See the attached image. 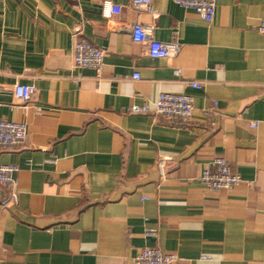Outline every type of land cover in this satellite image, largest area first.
Masks as SVG:
<instances>
[{"label":"crops","instance_id":"obj_1","mask_svg":"<svg viewBox=\"0 0 264 264\" xmlns=\"http://www.w3.org/2000/svg\"><path fill=\"white\" fill-rule=\"evenodd\" d=\"M131 1L0 0V119L27 133L0 152L17 192L3 205L0 185V264H129L147 247L176 264H264V0H216L210 23ZM137 23L176 53L149 57ZM78 38L105 52L100 71L75 67ZM16 84L35 89L25 106ZM161 93L192 98L189 124L155 113ZM215 158L241 182L207 189Z\"/></svg>","mask_w":264,"mask_h":264},{"label":"built area","instance_id":"obj_2","mask_svg":"<svg viewBox=\"0 0 264 264\" xmlns=\"http://www.w3.org/2000/svg\"><path fill=\"white\" fill-rule=\"evenodd\" d=\"M179 7L193 11L199 19L210 23L215 15L216 0H173ZM152 0H132L131 5L137 10H150ZM120 8L110 6L108 16L117 15ZM131 37L134 43L144 45L146 54L151 58L169 59L176 53V48L170 45L157 42L151 38V27L142 24L131 25ZM257 31L264 37V19L260 21ZM105 52L83 38H78L74 44V65L76 68L91 69L100 71ZM133 78H137L134 75ZM191 87L199 89L198 83H191ZM35 92L34 87L29 85L13 86L15 100L20 105H27ZM192 98L186 95H174L161 93L155 102V113L167 120L175 121L183 126L189 124L193 111ZM215 106L216 102L212 101ZM147 107H131L132 114L143 113ZM252 124V127H255ZM26 127L22 123L9 122L0 119V152L21 149L26 140ZM163 161H159V167H163ZM16 167L13 165L0 164V185L6 187L10 194L3 202L13 203L16 201L17 192L13 174ZM200 182L209 190H221L236 186L241 182L238 175L230 172L229 163L223 158H215L205 165L199 177ZM153 233V231H151ZM177 257L173 254L161 253L156 248H143L131 260L129 264H176Z\"/></svg>","mask_w":264,"mask_h":264}]
</instances>
